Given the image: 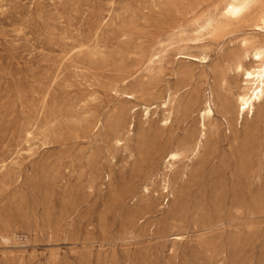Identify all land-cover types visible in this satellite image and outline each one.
Instances as JSON below:
<instances>
[{"label": "rangeland", "instance_id": "obj_1", "mask_svg": "<svg viewBox=\"0 0 264 264\" xmlns=\"http://www.w3.org/2000/svg\"><path fill=\"white\" fill-rule=\"evenodd\" d=\"M228 1L0 0V264H264V104L201 117L264 46Z\"/></svg>", "mask_w": 264, "mask_h": 264}, {"label": "bare ground", "instance_id": "obj_2", "mask_svg": "<svg viewBox=\"0 0 264 264\" xmlns=\"http://www.w3.org/2000/svg\"><path fill=\"white\" fill-rule=\"evenodd\" d=\"M247 5L248 3L246 0H229L223 7V15L229 19H237L243 14ZM259 21L261 25H264V17L260 18ZM211 24L212 20H210L208 25ZM255 26L258 25L256 24ZM179 53L182 54L184 58L188 57L194 61H206V58L208 57L207 54L203 53L201 55L193 56L181 52ZM249 55L254 62H257L256 65H243L239 60L241 57L237 56L236 61L230 66L226 68H223L222 66L214 71V86L208 89V95L205 97L204 106L201 109V117L203 121L204 118L212 117L214 114L213 97H216L219 100L221 115L230 119L237 117L242 120L244 113L249 114L252 117L255 114V107L264 104V46H252L249 52H244L243 56L246 57ZM231 71L241 77L238 86H230L227 82L226 75ZM128 96L129 98L133 97L129 94ZM229 100L233 102L230 110ZM145 109L146 114H148L149 108L145 107ZM202 126H204L203 123ZM179 156L178 152H171L169 154V157L172 160L179 158ZM164 188H167V186ZM4 240L8 241V237H4Z\"/></svg>", "mask_w": 264, "mask_h": 264}]
</instances>
